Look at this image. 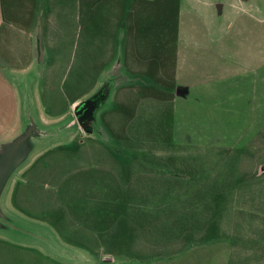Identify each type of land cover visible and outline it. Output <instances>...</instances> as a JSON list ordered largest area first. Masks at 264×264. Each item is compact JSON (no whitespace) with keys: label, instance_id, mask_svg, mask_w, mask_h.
<instances>
[{"label":"rangeland","instance_id":"rangeland-1","mask_svg":"<svg viewBox=\"0 0 264 264\" xmlns=\"http://www.w3.org/2000/svg\"><path fill=\"white\" fill-rule=\"evenodd\" d=\"M140 1L43 0L27 83L0 84V264H197L202 250L182 254V241L199 244L192 233L227 215L237 158L264 160V0H250V37L228 8L235 0H205L225 6L220 18L202 0L168 9L174 36L184 19L212 37L215 72L200 104L114 91L143 76L116 73L131 36L145 56L161 30L163 11ZM86 41L77 92L91 103L70 112V70ZM103 111L123 136L108 134Z\"/></svg>","mask_w":264,"mask_h":264},{"label":"crops","instance_id":"crops-1","mask_svg":"<svg viewBox=\"0 0 264 264\" xmlns=\"http://www.w3.org/2000/svg\"><path fill=\"white\" fill-rule=\"evenodd\" d=\"M147 1L150 5L153 4L152 7L156 11H163L160 19L157 18L153 23L155 27L161 26V30L158 33L155 29L156 35L152 34V37H149L145 56L136 44V39L131 36L129 44L124 47L125 64L122 55L121 64L116 73L121 76H127L130 73L143 76L136 75L134 79H129L127 76L128 83L118 86L114 91L116 90L119 96L129 92L138 95L140 92L142 97L153 98L154 104L165 102L175 104L178 100L187 103L190 99L200 104V99L206 95L202 93L206 90L204 83L206 75L215 72L217 55L214 52V45L211 42L205 43L212 39L211 35L197 34V30L192 26L195 25L194 23L181 19L174 36L172 20L167 12L174 6V0H144L142 3ZM193 1L198 3L201 0ZM202 1L203 4L214 9L216 17H221L225 9L222 3ZM235 1L234 4L229 3L228 8L235 10L236 17H244L246 35L250 37L252 29L250 30L248 26L254 16L249 10H252L254 5L250 3V0ZM42 2L43 0L31 2L24 0L20 3L18 0H0V45L5 48V52L0 50V84L5 83L13 88L14 77L19 78L20 83H27V75L36 62L34 33L39 30L37 15L43 7ZM34 7L37 10L35 12ZM231 40L232 37L230 42ZM16 47L19 49L16 50ZM120 51L123 52V45ZM81 55L73 71L70 70L69 90L73 91V98L67 102L70 112L80 104L91 103L90 100L83 101V97H87V94L80 95L77 92L79 83L88 81L87 41L85 51ZM231 55L233 64L234 60L237 62L238 54L232 52ZM251 55L252 52L247 50L245 59L250 58ZM115 59L111 61L110 68L114 66ZM194 61L198 62L197 67L192 66ZM116 63L118 64L117 60ZM229 69V71H235L232 65ZM54 71L55 69H50L46 74V89H50V81L57 77ZM136 77H141L140 82ZM63 79L64 77L62 82ZM89 89L92 91L91 87ZM143 92L145 94H142ZM104 113L105 111L100 117L98 115V121H101L102 117L104 123H109L102 124L108 134L118 138L121 134L123 136L121 133L123 131L114 130L110 119L106 120L103 116ZM62 117L60 116V119ZM56 121L58 120H52V122ZM234 169L236 172L230 181L233 188H231L227 215L219 211L215 212L201 232L192 233L199 238V244L194 245L187 240L181 243L182 254L196 252V249L202 250L205 260L197 259V264H264V160L243 156L236 159ZM192 196L195 197L194 194ZM212 199L214 201L216 196H208V201ZM188 261L190 262V259Z\"/></svg>","mask_w":264,"mask_h":264}]
</instances>
